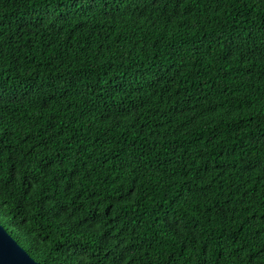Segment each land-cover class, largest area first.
<instances>
[{
	"label": "trees",
	"instance_id": "obj_1",
	"mask_svg": "<svg viewBox=\"0 0 264 264\" xmlns=\"http://www.w3.org/2000/svg\"><path fill=\"white\" fill-rule=\"evenodd\" d=\"M0 223L40 264H264V0H0Z\"/></svg>",
	"mask_w": 264,
	"mask_h": 264
},
{
	"label": "water",
	"instance_id": "obj_2",
	"mask_svg": "<svg viewBox=\"0 0 264 264\" xmlns=\"http://www.w3.org/2000/svg\"><path fill=\"white\" fill-rule=\"evenodd\" d=\"M0 264H40L0 223Z\"/></svg>",
	"mask_w": 264,
	"mask_h": 264
}]
</instances>
